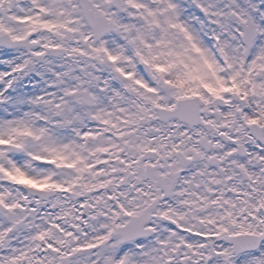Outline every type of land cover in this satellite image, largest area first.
<instances>
[{"label":"snow or ice","instance_id":"6c2138e0","mask_svg":"<svg viewBox=\"0 0 264 264\" xmlns=\"http://www.w3.org/2000/svg\"><path fill=\"white\" fill-rule=\"evenodd\" d=\"M0 264H264V0H0Z\"/></svg>","mask_w":264,"mask_h":264}]
</instances>
